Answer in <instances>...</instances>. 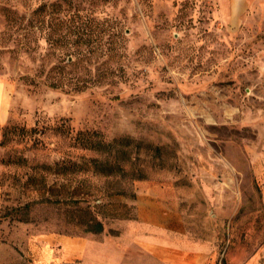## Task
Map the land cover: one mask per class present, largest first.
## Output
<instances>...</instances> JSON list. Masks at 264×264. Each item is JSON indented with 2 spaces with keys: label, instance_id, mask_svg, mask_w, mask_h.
<instances>
[{
  "label": "rangeland",
  "instance_id": "obj_1",
  "mask_svg": "<svg viewBox=\"0 0 264 264\" xmlns=\"http://www.w3.org/2000/svg\"><path fill=\"white\" fill-rule=\"evenodd\" d=\"M0 82V264H106L66 262L65 235L135 240L138 180L91 162L118 148L175 190L179 264H264V0H0Z\"/></svg>",
  "mask_w": 264,
  "mask_h": 264
},
{
  "label": "crops",
  "instance_id": "obj_2",
  "mask_svg": "<svg viewBox=\"0 0 264 264\" xmlns=\"http://www.w3.org/2000/svg\"><path fill=\"white\" fill-rule=\"evenodd\" d=\"M8 113L5 85L0 82V125L7 121ZM134 193L132 203L135 206V219L125 220L136 224L135 240L132 238L133 233L128 230L120 234V238H125L124 243L119 241L118 235L107 240L65 235V261L69 262L72 257L79 256L82 252L86 253L85 248L89 247L92 249L89 251L90 254L94 252L93 259L96 262L105 261L106 264H133L131 253L134 249L145 254H153L158 262L171 261L179 264L183 252L181 245L175 243L169 245L165 241L166 237L180 238L182 235L181 229L171 224L178 222L181 217L175 190L168 182L144 179L135 182ZM151 230L156 232L153 231L152 234ZM155 236L157 239L151 241L150 237L156 238ZM107 241L110 245H106ZM107 246H109L108 250Z\"/></svg>",
  "mask_w": 264,
  "mask_h": 264
},
{
  "label": "trees",
  "instance_id": "obj_3",
  "mask_svg": "<svg viewBox=\"0 0 264 264\" xmlns=\"http://www.w3.org/2000/svg\"><path fill=\"white\" fill-rule=\"evenodd\" d=\"M59 6L58 4L56 3H53L51 5V10L50 12H53L54 9H56V7ZM46 8V5L45 4H41L40 6H38L35 10H34V14H37L38 16H40V14L43 12V11H46L45 10ZM49 11V10H48ZM54 15V14H53ZM37 16V17H38ZM42 17H38V19H41ZM53 19H51L49 21V23H51V26H52V23L55 24V25H61L65 19L63 18H58V17H52ZM43 19V18H42ZM43 22V20H42ZM61 38L58 37V38H53L51 39L52 42H51V45H58L61 44ZM62 61H65L62 60ZM56 69H58L59 71L62 70L63 72V66L59 65V66H54ZM66 77L65 73L64 75H60L56 78V80H53V82H50V85L53 86V87H59V86H62L63 82H62V79ZM128 141H129V138H123V139H120L119 143L120 144H128ZM98 146L99 149L101 147H104V146H101L100 143H96L95 146H92L93 148ZM106 146H109L106 144ZM127 154V151L126 150H123V149H117V152L116 154L114 155V159L112 161H108V159L106 158L105 160H102V159H98V158H93L91 159V162L93 163V167L95 168V170L103 175H120V176H129L132 181L134 180H143L144 179V175L142 174V172L140 170H137V171H131L129 172V170L122 164V161L123 160H129L130 157H125V155ZM131 160V158H130ZM131 163L133 164L134 161L131 160ZM74 192V191H73ZM132 197L131 199H133L135 197V193H134V188L132 189ZM70 200H73V202H79V199L80 198H77V196H75L74 193L70 194ZM103 231V223L101 220H98L97 218H95L94 216H90L87 221H86V228H85V232H91V233H100Z\"/></svg>",
  "mask_w": 264,
  "mask_h": 264
}]
</instances>
